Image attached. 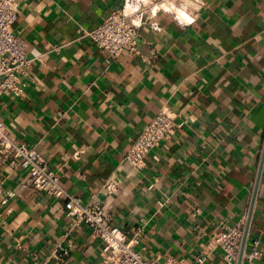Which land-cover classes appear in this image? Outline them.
<instances>
[{
    "label": "crops",
    "instance_id": "obj_1",
    "mask_svg": "<svg viewBox=\"0 0 264 264\" xmlns=\"http://www.w3.org/2000/svg\"><path fill=\"white\" fill-rule=\"evenodd\" d=\"M125 1L18 0L12 30L32 62L23 95L0 96V120L45 154L69 193L101 202L148 259L228 264L214 237L243 218L263 256L238 264H264V0H145L158 1V28L141 26L138 51L115 57L81 31ZM163 105L181 125L135 170L124 153ZM27 177L0 155V264H101L86 226L70 234L68 255L53 256L71 221L65 199L25 187Z\"/></svg>",
    "mask_w": 264,
    "mask_h": 264
},
{
    "label": "built area",
    "instance_id": "obj_2",
    "mask_svg": "<svg viewBox=\"0 0 264 264\" xmlns=\"http://www.w3.org/2000/svg\"><path fill=\"white\" fill-rule=\"evenodd\" d=\"M153 4L145 0H126L99 26L83 29L81 35L89 37L99 49L115 57L126 51L137 52L139 28L146 24H154L158 28V24L153 23L152 15L158 8H151ZM18 14V0H0V96L6 93L15 97L23 95L21 79L28 73L32 62L28 57L25 38L12 30ZM180 125L178 114L163 105L124 153V160L135 170H141L147 164V154L159 142L173 138ZM0 155L5 159H15L26 170L28 177L25 187L65 199L66 215L71 221L62 233L53 256L62 259L68 255L71 251L70 234L74 229L86 226L91 237L102 243L101 264H161L145 256V247L138 245L136 236H129L125 228L107 218L101 202L93 199L84 203L80 197L69 193L61 174L51 167L45 154L36 147L11 138L6 124L1 120ZM103 188L112 192L117 189V184L108 181ZM244 223L242 218L235 224L226 225L214 237L216 246L228 264H238L240 258L252 262L263 256L259 238L248 242ZM204 259L205 256L200 257L201 262ZM163 264L179 262L170 256Z\"/></svg>",
    "mask_w": 264,
    "mask_h": 264
},
{
    "label": "clouds",
    "instance_id": "obj_3",
    "mask_svg": "<svg viewBox=\"0 0 264 264\" xmlns=\"http://www.w3.org/2000/svg\"><path fill=\"white\" fill-rule=\"evenodd\" d=\"M187 22L191 23V20L189 19Z\"/></svg>",
    "mask_w": 264,
    "mask_h": 264
}]
</instances>
